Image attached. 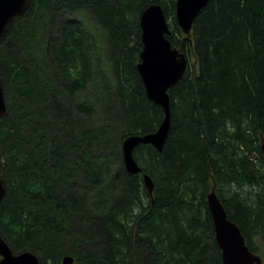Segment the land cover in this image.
I'll use <instances>...</instances> for the list:
<instances>
[{"label": "trees", "instance_id": "trees-1", "mask_svg": "<svg viewBox=\"0 0 264 264\" xmlns=\"http://www.w3.org/2000/svg\"><path fill=\"white\" fill-rule=\"evenodd\" d=\"M177 0H32L0 40V231L42 264H223L207 196L215 189L249 247L264 238V0H210L189 38ZM195 57L169 89L160 151L122 144L156 131L163 107L138 71L140 17ZM181 36V37H179ZM152 177L153 192L144 181Z\"/></svg>", "mask_w": 264, "mask_h": 264}, {"label": "water", "instance_id": "water-1", "mask_svg": "<svg viewBox=\"0 0 264 264\" xmlns=\"http://www.w3.org/2000/svg\"><path fill=\"white\" fill-rule=\"evenodd\" d=\"M210 0H177L176 19L182 31L189 38L193 23L201 10ZM32 0H0V40L8 31L10 24L26 14ZM143 48L140 62L137 65L142 77L148 98L161 107L165 117L159 128L146 134H131L122 144L124 164L129 174H138L142 168L134 157V149L140 144H151L162 150L171 127V107L169 89L184 76L189 58L184 51L173 47L167 37L171 28L163 7L154 3L146 7L140 17ZM8 113V102L0 76V118ZM264 153V141L262 142ZM145 185L153 192L154 182L151 176L144 174ZM7 187L5 179L0 178V204L5 198ZM211 212L217 244L221 250L223 264H264L260 254L253 251L246 242L239 226L232 221L213 189L207 196ZM74 258L63 257L62 264H72ZM0 264H42L41 258L31 250L16 252L0 231ZM197 264V263H194Z\"/></svg>", "mask_w": 264, "mask_h": 264}, {"label": "rangeland", "instance_id": "rangeland-1", "mask_svg": "<svg viewBox=\"0 0 264 264\" xmlns=\"http://www.w3.org/2000/svg\"><path fill=\"white\" fill-rule=\"evenodd\" d=\"M168 21H169V24L172 23V17H168ZM188 58H189V66L194 67L196 64V60L191 51L188 52ZM255 240H256L255 243L257 246V253L260 254L264 260V238L257 237L255 238Z\"/></svg>", "mask_w": 264, "mask_h": 264}]
</instances>
